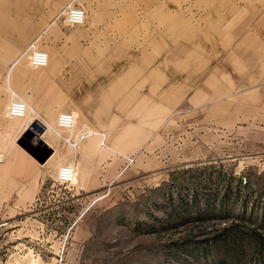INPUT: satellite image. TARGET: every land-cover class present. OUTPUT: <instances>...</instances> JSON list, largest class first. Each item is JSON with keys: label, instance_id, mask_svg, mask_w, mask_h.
<instances>
[{"label": "rangeland", "instance_id": "obj_1", "mask_svg": "<svg viewBox=\"0 0 264 264\" xmlns=\"http://www.w3.org/2000/svg\"><path fill=\"white\" fill-rule=\"evenodd\" d=\"M164 72L151 111L135 113L146 131L82 133L98 137L81 164L56 121L44 124L56 161L26 154L24 136L0 148V264H264V96L208 111L190 99L185 74ZM72 74L80 81L79 68ZM3 87L0 116L19 123ZM64 155L76 166L69 185L55 181ZM125 156L134 162L122 170Z\"/></svg>", "mask_w": 264, "mask_h": 264}, {"label": "crops", "instance_id": "obj_2", "mask_svg": "<svg viewBox=\"0 0 264 264\" xmlns=\"http://www.w3.org/2000/svg\"><path fill=\"white\" fill-rule=\"evenodd\" d=\"M72 1L0 0V71L6 70L0 87L37 114L10 124L0 116V148L21 136L30 142V122L49 125L61 111L75 115L81 133L98 132V126L106 132H123L125 126L146 131L136 110L151 111L152 86L167 81L162 71L168 69L185 74L190 99L208 111L226 112L232 96L245 103L263 98L264 0H75L85 9L84 23L64 26L55 17ZM35 38L44 40L50 58L33 71L17 58ZM76 67L80 81H72ZM61 70L62 87L56 81ZM44 134L49 144L53 137ZM97 137L64 144L74 147L81 164ZM54 154L47 162L57 160ZM71 158L64 155L61 164Z\"/></svg>", "mask_w": 264, "mask_h": 264}, {"label": "built area", "instance_id": "obj_3", "mask_svg": "<svg viewBox=\"0 0 264 264\" xmlns=\"http://www.w3.org/2000/svg\"><path fill=\"white\" fill-rule=\"evenodd\" d=\"M55 20L64 26H77L84 23L85 9L83 5L73 0L71 3L64 5L57 13ZM38 39L35 38L28 43L22 53L18 56L17 60L24 59L27 64L32 68H44L48 65L49 55L46 50L41 48L38 44ZM6 113L11 118H25V105L18 98H11L8 106L6 107ZM31 124V122H30ZM29 124V125H30ZM56 127L66 133L63 141L68 145L74 146L77 143L76 138H82V131L75 133L76 118L72 112L61 111L56 118ZM102 145L103 142H102ZM124 166L122 170L131 165L134 162L133 156L124 157ZM75 166L74 164H61L58 166L55 176V181L60 185H69L73 183L75 178Z\"/></svg>", "mask_w": 264, "mask_h": 264}, {"label": "water", "instance_id": "obj_4", "mask_svg": "<svg viewBox=\"0 0 264 264\" xmlns=\"http://www.w3.org/2000/svg\"><path fill=\"white\" fill-rule=\"evenodd\" d=\"M28 129L32 132V138L34 141L27 142L26 140L20 139L18 144L24 148L27 153H29L34 159L38 160L40 163H43L52 153L51 148L47 147V143L41 138V135L45 132L46 126L40 121H34L28 126ZM46 149V150H45ZM43 154L42 157H39L38 154Z\"/></svg>", "mask_w": 264, "mask_h": 264}, {"label": "bare ground", "instance_id": "obj_5", "mask_svg": "<svg viewBox=\"0 0 264 264\" xmlns=\"http://www.w3.org/2000/svg\"><path fill=\"white\" fill-rule=\"evenodd\" d=\"M30 67V66H29ZM32 68V67H31ZM32 69H34V68H32ZM11 98H18L17 96H15V94H13L12 93V97ZM20 101H22L20 98H18ZM22 102H24V101H22ZM25 105V104H24ZM25 112H26V108H25ZM74 115V114H73ZM76 118V117H75ZM46 131V130H45ZM45 133V132H44ZM43 133V134H44ZM42 134V135H43ZM41 135V136H42ZM32 136V132L28 129V132L25 134V137H27V138H30ZM75 166V165H74ZM75 175H77L76 174V166H75ZM75 178H76V176H75ZM75 178H74V180H75ZM74 180H73V182H74Z\"/></svg>", "mask_w": 264, "mask_h": 264}]
</instances>
